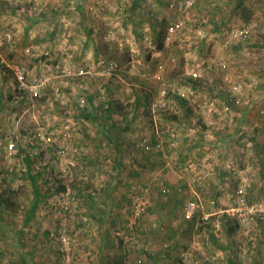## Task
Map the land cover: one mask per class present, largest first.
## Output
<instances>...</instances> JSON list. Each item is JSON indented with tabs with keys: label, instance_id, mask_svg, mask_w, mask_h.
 <instances>
[{
	"label": "rangeland",
	"instance_id": "374dc122",
	"mask_svg": "<svg viewBox=\"0 0 264 264\" xmlns=\"http://www.w3.org/2000/svg\"><path fill=\"white\" fill-rule=\"evenodd\" d=\"M172 1L0 0V264H24L25 251L29 264H182L183 252L191 264L264 263V223L246 230L223 212L241 189L264 202V0H230L216 31L210 0L188 13ZM179 16L187 32L168 43ZM253 17L260 31L225 50L226 30ZM230 54L227 69L209 68ZM201 61L202 81L189 82ZM30 173L43 196L31 216ZM195 199L219 227L185 219ZM134 200L144 214L132 226Z\"/></svg>",
	"mask_w": 264,
	"mask_h": 264
},
{
	"label": "built area",
	"instance_id": "2783aa9c",
	"mask_svg": "<svg viewBox=\"0 0 264 264\" xmlns=\"http://www.w3.org/2000/svg\"><path fill=\"white\" fill-rule=\"evenodd\" d=\"M199 0H180V1H172L170 3V8L173 11H178L181 13H188L189 11H192L196 8L198 5ZM261 20L253 17L249 21H244L241 23L238 27H232L231 29L226 30L227 36L225 37L223 48L225 50H231L235 47L243 46L245 43L248 42V40L251 38V36L256 35L260 29H261ZM187 23L186 20L182 18V16H179L178 18L174 19L170 25L168 26L167 30V36L166 40L168 43H173V38L177 37L178 35H184L187 31ZM246 55L250 56L251 51H246ZM233 54L228 55L227 57H220L219 60H214L213 63H210L209 68L218 70H225L229 67L230 61L234 62L233 60ZM205 62L196 63V69H189L187 70L186 76L190 81L193 82H200L202 81V73L201 69L204 68ZM213 64V65H212ZM25 67H20L17 70V76L18 80L24 84L26 76H25ZM198 82V83H199ZM25 86V85H24ZM39 84L34 85L33 89H39ZM186 86V85H184ZM173 92H176L175 87H171L170 89ZM229 98L233 100V102L237 105H240L242 102V99L238 94L241 92V87L238 84L232 83L228 84L225 88ZM37 94V93H35ZM177 94L181 96H185L186 92L177 91ZM43 138V136H42ZM49 141L52 140V137L48 138ZM9 147L12 149L14 147V143L11 142L9 144ZM240 197L236 203L231 208L223 210L227 216L237 222L238 225L245 228L246 230L253 227V225H257L260 223H264V202H253L250 203L246 199L245 191L241 189L239 191ZM202 203H200L198 200H192L188 201L186 203L185 209H184V217L186 220L193 219L196 214H199V218L203 220L204 223H214L217 227L220 226V219L217 218L216 221L212 219V216L217 213H202L201 212ZM132 213H133V220L131 221L132 226L137 223L136 219H140L142 215L144 214V207L141 204L140 201L134 200L132 207H131ZM121 238H123L126 242L131 239L124 231L118 230L117 232ZM64 241L67 242V236L65 235L63 237ZM182 264H191L188 254L183 252L182 253Z\"/></svg>",
	"mask_w": 264,
	"mask_h": 264
},
{
	"label": "crops",
	"instance_id": "0c3cea01",
	"mask_svg": "<svg viewBox=\"0 0 264 264\" xmlns=\"http://www.w3.org/2000/svg\"><path fill=\"white\" fill-rule=\"evenodd\" d=\"M163 0H154V3H153V6H155V5H161ZM223 0H210V2H211V6H212V13H211V20L212 21H214L215 22V24H214V27L212 28V29H210V31H216L217 30V28H220L221 26H219V24L220 25H222L221 24V22H223V19H224V17L226 16L225 15V7H228L227 6V4L229 5V6H231L230 4H231V2H229L230 0H226V3H225V0H224V3H221ZM245 3L247 4V0H245ZM248 10H252V9H249V7L247 8ZM224 11V12H223ZM247 12V11H246ZM245 12V13H246ZM232 14L230 13V16H231ZM232 17V16H231ZM235 17H237L236 15L232 18V20L233 19H235ZM242 17V16H241ZM241 17H239V19L241 18ZM244 19V18H243ZM226 20V19H225ZM262 79H263V77H261ZM261 79V80H262ZM262 99H264V88H263V92H262ZM257 112L259 113V117H264V102H263V105L261 106H259V107H257ZM259 126L261 127V123H259ZM216 219V218H215ZM201 220V219H200ZM201 222H203L202 220H201ZM235 226H237L236 224L234 225V227H233V231H235ZM229 232V231H228ZM229 236H230V234H228ZM219 237V236H218ZM216 238L217 240H219V238ZM263 250V252H264V249H262ZM262 252V254H264ZM28 252H26L25 251V253H23L22 255H21V259H22V262L24 263V264H29V262H30V256H28ZM262 258V257H261ZM228 260H230V264H234V260L233 259H231L230 257L228 258ZM259 260H261L260 258H259ZM32 262H33V264H38V263H36V261L35 260H32ZM263 262H264V255H263ZM260 264H262V263H260ZM264 264V263H263Z\"/></svg>",
	"mask_w": 264,
	"mask_h": 264
},
{
	"label": "trees",
	"instance_id": "16d2710c",
	"mask_svg": "<svg viewBox=\"0 0 264 264\" xmlns=\"http://www.w3.org/2000/svg\"><path fill=\"white\" fill-rule=\"evenodd\" d=\"M240 8H242V11L241 12H243V10H245V7L246 6H244L243 5V2H240ZM248 10V9H247ZM249 12H248V14L247 15H245V19L246 20H248V18H249V16H251L252 15V12H251V10H248ZM243 17V16H242ZM167 30H168V27H167V29H166V31H165V33H167ZM163 32L164 31H161V32H159V38H160V44H159V47H162L163 46V40H164V35H163ZM113 104L112 103H109L108 105H107V108L104 110V113L106 114V115H109L110 113L109 112H111V110L113 109ZM94 119L95 120H98V118L97 117H94ZM31 158L29 157V155L27 156V157H25L24 158V160H26V163H27V166H28V168H29V170H31V160H30ZM29 176H30V178H31V181H32V183L34 184V189H35V200H34V202L32 203V206H31V212H30V216L32 215V214H34L35 213V210H36V208H37V206H38V204H39V202H40V200H41V198L43 197V196H41L40 195V193H39V186H38V184H37V180H38V176L37 175H34V174H29ZM63 188H65V187H63ZM30 216L28 217V220H29V218H30ZM196 217V216H195ZM195 217L193 218V219H191V220H188L189 222H195ZM199 218V217H198Z\"/></svg>",
	"mask_w": 264,
	"mask_h": 264
}]
</instances>
